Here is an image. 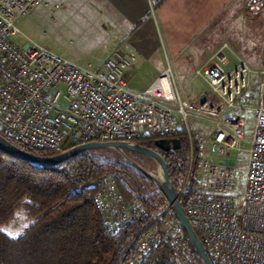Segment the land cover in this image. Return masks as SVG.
Instances as JSON below:
<instances>
[{
	"label": "built area",
	"instance_id": "2783aa9c",
	"mask_svg": "<svg viewBox=\"0 0 264 264\" xmlns=\"http://www.w3.org/2000/svg\"><path fill=\"white\" fill-rule=\"evenodd\" d=\"M44 1L0 0V132L27 147L56 150L90 141L133 143L144 135L169 136L183 125L189 154L176 190L211 263L264 264V50L263 65L254 71L239 57L230 66L223 42L196 70L216 109L204 114L210 123L207 133L194 138L187 120L192 114L169 71L146 90L134 92L124 79L136 60L132 52L115 48L101 67H92L30 40L17 45V18ZM252 74L258 75V93L255 106L248 107L238 100ZM245 108L253 119L249 138L247 120L238 113ZM233 150L246 155L242 188L236 183L237 159L228 155ZM209 152L217 159L210 160ZM94 204L112 232L127 222L147 221L128 244L138 242L131 264H139L161 242L169 244L174 264H202L164 196L153 211L138 200H126L115 180L107 178Z\"/></svg>",
	"mask_w": 264,
	"mask_h": 264
},
{
	"label": "trees",
	"instance_id": "16d2710c",
	"mask_svg": "<svg viewBox=\"0 0 264 264\" xmlns=\"http://www.w3.org/2000/svg\"><path fill=\"white\" fill-rule=\"evenodd\" d=\"M0 135L41 157L78 145L35 149L20 144L9 134ZM133 142L162 155L177 188L185 175L189 154L184 126L169 136L144 135ZM130 153L145 168L143 159L149 158ZM108 177L115 180L126 200H138L153 211L159 209L163 194L155 189L156 184L114 150H88L57 165L41 167L0 150V264H131L138 242L128 244L147 221L127 222L115 232L104 226L94 197ZM18 212H22L26 225L12 236L2 227ZM171 215L175 217L173 211ZM139 264H174L169 244L161 242Z\"/></svg>",
	"mask_w": 264,
	"mask_h": 264
},
{
	"label": "crops",
	"instance_id": "0c3cea01",
	"mask_svg": "<svg viewBox=\"0 0 264 264\" xmlns=\"http://www.w3.org/2000/svg\"><path fill=\"white\" fill-rule=\"evenodd\" d=\"M70 3L73 4L71 8L74 9L76 24L83 26L90 14L99 21L88 25L94 27L93 35L76 53L88 55L91 61L87 64L92 67H101L115 48L134 53L135 63L124 74L126 86L134 92L152 86L165 71H169L171 76L172 71L177 76H188L190 63L198 60L201 67L223 42L228 46L224 50L226 55L233 54L235 62L237 57L247 59L254 65V71L263 65L264 42L242 52L237 46L236 54L226 41L222 40L217 45L208 34L217 19L241 4L242 0H45L43 5H51V19L56 20L53 11ZM140 74L147 77L137 85L135 77ZM206 86L207 95L198 93L196 101L201 112L211 110L214 102ZM190 107L188 102L187 109Z\"/></svg>",
	"mask_w": 264,
	"mask_h": 264
},
{
	"label": "rangeland",
	"instance_id": "374dc122",
	"mask_svg": "<svg viewBox=\"0 0 264 264\" xmlns=\"http://www.w3.org/2000/svg\"><path fill=\"white\" fill-rule=\"evenodd\" d=\"M71 7H73L72 3L57 11H53V14L57 16V19L53 20L51 19L52 14L50 12L51 5H37L30 12L17 18L15 26L20 31L21 36L13 37V40L19 46L25 45V43L30 40L71 61L79 64H87V61H91L88 60L90 57L85 54L78 55L76 51L93 35L94 27L88 25L92 23V21L98 24L99 21L94 15L90 14L83 26L76 24L72 12L74 9ZM208 34L217 45L222 40L226 41L236 54L237 46H239V52H242L260 45L264 42V0H242L241 4H237L235 8L227 10L225 15L220 16L216 21V25L208 31ZM227 57L230 60V66H235L236 62L233 54L228 53ZM244 60L247 61L251 68L254 67L251 61L247 59ZM196 61V63H190L188 65V76H177L176 73L172 71L173 81L185 110L187 109V103L189 102L191 104L187 112H190L192 115H190L187 120L194 138L196 135L207 133L210 123L205 119L204 114H207V111L213 113L212 110L216 109V104L213 102L212 110H206L204 112L199 111L196 105V101L199 99L198 93L201 92L200 94H203V96L208 93L207 86L202 81V78L197 75L195 76V69L200 66V61ZM146 77L147 76H143V74L136 76V84L141 85ZM257 81L258 75L252 74L249 88L245 91L240 100H238L239 104L248 107L255 106L258 93ZM238 113L243 115L247 120L248 126L244 132L246 138H249L253 120L251 110L245 108ZM247 146V143H243L241 147L242 149H246ZM125 154L132 158L130 152L126 151ZM228 155L231 158L237 159L239 169L236 174V183L239 188H242L245 179L246 155L243 151L237 152L235 150L230 151ZM209 158L210 160L217 159L216 155L211 152H209ZM143 160L145 164L144 169L155 172L159 171L157 164L153 160L150 158L149 160ZM25 225L26 220L22 212H18L15 218L4 225L2 229L8 234L16 236L22 231Z\"/></svg>",
	"mask_w": 264,
	"mask_h": 264
},
{
	"label": "water",
	"instance_id": "95a60500",
	"mask_svg": "<svg viewBox=\"0 0 264 264\" xmlns=\"http://www.w3.org/2000/svg\"><path fill=\"white\" fill-rule=\"evenodd\" d=\"M156 143L159 144L160 141H157ZM175 143L178 146L179 141L176 140ZM102 148L113 149V150L118 151L120 155L122 156L123 160L127 161L128 163L136 167L138 170L146 174L156 184L157 188L162 192L163 196L171 204V208H172V211L176 219L181 223L186 233L190 246L192 247L196 255L199 257L202 264H212L205 251V248H204V245L201 239L197 235L196 231L194 230L193 226L191 225L186 214L183 211L182 205L178 198L177 190L169 178L166 163L162 155L158 153L157 151L151 148L145 147V146H141L134 142L130 143V142H123V141H106V142L90 141V142H85V143L75 145L71 147L70 149L61 151L51 156L41 157V156L34 155L14 145L10 141H8L6 138H4L2 135H0V150L20 160L34 162L38 164V166L40 167L57 165L59 163H62L68 160L71 157H74L76 155L83 153L84 151L96 150V149H102ZM125 151L135 152V153L141 154L153 160L159 168V174L152 175L148 173L146 169L141 167L132 158L127 156L125 154Z\"/></svg>",
	"mask_w": 264,
	"mask_h": 264
},
{
	"label": "bare ground",
	"instance_id": "6f19581e",
	"mask_svg": "<svg viewBox=\"0 0 264 264\" xmlns=\"http://www.w3.org/2000/svg\"><path fill=\"white\" fill-rule=\"evenodd\" d=\"M166 92H167V93H169V91H168V90H166Z\"/></svg>",
	"mask_w": 264,
	"mask_h": 264
}]
</instances>
